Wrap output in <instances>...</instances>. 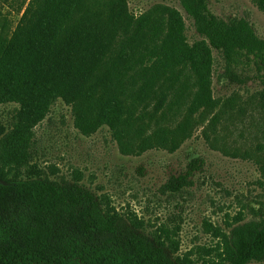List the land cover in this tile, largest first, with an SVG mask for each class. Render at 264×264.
Returning <instances> with one entry per match:
<instances>
[{
  "label": "trees",
  "instance_id": "trees-1",
  "mask_svg": "<svg viewBox=\"0 0 264 264\" xmlns=\"http://www.w3.org/2000/svg\"><path fill=\"white\" fill-rule=\"evenodd\" d=\"M180 1L204 36L193 43L181 12L164 3L135 14L127 0H21L14 24L0 19V104L20 105L13 129L0 140V193L13 189L32 213L30 221L11 226L0 264H177L141 234L98 242L93 234L113 232L115 220L78 210L75 195L42 178L28 153L33 128L58 98L71 106L81 133L106 125L124 154L175 151L217 106L213 48L229 63L253 65L264 84V40L246 21L217 19L205 0ZM253 1L264 10V0ZM258 102L264 107V87ZM256 147L248 154L264 174V141ZM201 164L193 159L160 191L191 185ZM77 213L83 237L57 236L53 219ZM261 255L264 211L262 221L232 228L224 260L250 264Z\"/></svg>",
  "mask_w": 264,
  "mask_h": 264
},
{
  "label": "rangeland",
  "instance_id": "rangeland-1",
  "mask_svg": "<svg viewBox=\"0 0 264 264\" xmlns=\"http://www.w3.org/2000/svg\"><path fill=\"white\" fill-rule=\"evenodd\" d=\"M20 1L0 0V19L14 24ZM127 1L135 14L157 3L175 7L184 17L188 41L204 37L180 0ZM205 2L217 19L229 24L244 20L264 40V10L253 0ZM213 57L212 95L217 106L175 151L152 148L139 155L124 154L106 125L90 135L81 133L71 106L62 98L33 128L28 163L40 169L42 178L71 191L78 210L115 220L113 232L93 234L98 242L136 233L177 264H226L225 244L232 228L262 221L264 174L248 153L264 141V107L258 102L264 84L253 65L229 63L217 48ZM19 109L15 102L0 104V140L13 129ZM214 113L218 118L213 122ZM193 159L202 164L190 176L191 185L162 193L161 185L171 175L185 173ZM77 215L54 218V233L83 237ZM31 217L30 209L15 200L13 189L0 193V248L11 237V226ZM250 264H264V255Z\"/></svg>",
  "mask_w": 264,
  "mask_h": 264
}]
</instances>
